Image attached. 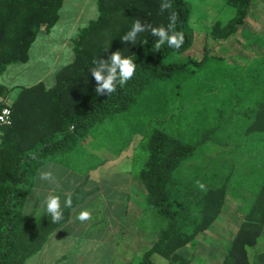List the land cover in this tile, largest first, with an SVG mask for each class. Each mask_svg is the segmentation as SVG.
<instances>
[{
  "label": "trees",
  "instance_id": "1",
  "mask_svg": "<svg viewBox=\"0 0 264 264\" xmlns=\"http://www.w3.org/2000/svg\"><path fill=\"white\" fill-rule=\"evenodd\" d=\"M65 1L0 0V76L9 66L29 60L39 32L56 25ZM163 2L98 0V16L78 33L73 44L75 59L57 73L56 84L50 88L44 82L23 86L11 104H6L8 96L3 98L0 111L3 105H8L12 123L0 125V264H26L43 248L50 234L70 220L81 200V187H78L71 195L72 207L63 208L64 215L58 223H52L47 213L37 218L27 215V197L43 165L75 150L96 127L107 128L112 122H119L120 116L134 107H141L144 112L154 110V104L155 111L159 110V116L165 113L163 121L169 124L166 115L172 113L171 104L186 88L185 84L172 83L174 76L202 65L210 55L207 46L200 60L186 54L195 41L190 24L191 8L186 0H168L172 8L161 12ZM226 2L232 8V16L215 21L210 31L217 45L242 42L235 35L241 30L244 34L248 32L242 27L258 0ZM172 12L178 15L176 31L185 36L178 50L167 44L157 50L156 37L147 31L137 36L135 44L122 42L121 38L136 20L153 27H167ZM249 36L253 42L237 54L240 57L247 54L248 58H241L251 66L250 77L259 86L257 105L251 108L252 120L247 131L264 133V54L256 51L255 46L264 49V44L258 43L256 34ZM258 39L264 41V35ZM118 50L136 63V75L124 88L117 85L115 93L98 95L90 69L95 67V60L107 59ZM5 91L6 87L0 83V97ZM185 98H180L182 103H186ZM173 131L154 127L143 132L140 144L147 151V160L139 178L147 191L149 205L164 218L165 225L140 261L125 264H154L155 255L164 257L168 264H192V259L181 249L195 243L202 233L213 235V227L226 205L230 176L225 182L208 186L203 184L205 177L189 182L177 180L175 172L194 158L196 145ZM197 182L205 185L204 189ZM249 187V195L242 200L250 204L243 211L237 231L225 238L214 234L216 239H224L225 255L220 264H264V244L251 258V249L264 237V170Z\"/></svg>",
  "mask_w": 264,
  "mask_h": 264
},
{
  "label": "rangeland",
  "instance_id": "2",
  "mask_svg": "<svg viewBox=\"0 0 264 264\" xmlns=\"http://www.w3.org/2000/svg\"><path fill=\"white\" fill-rule=\"evenodd\" d=\"M186 2L191 8L190 24L195 31L194 45L186 54L200 60L207 46L210 56L202 65L193 66L189 72L174 76L172 83L185 84L183 86L186 88L180 92V96L186 97V103H182L179 95L176 96V102L171 104V111H175L173 116L169 113L168 119L166 115L169 127L163 121L165 113L164 116H159V110L155 111L154 104V110L150 108L144 112H141V107H134L120 116L119 122H112L110 127L98 126L93 129L80 146L65 157L77 169L84 167L87 171L90 166L97 164L98 159L105 157L103 154H108L107 158L116 161V169L122 170L126 167L128 159H131L125 151L134 150V164L136 170L141 171L145 168L147 151L139 143L141 141L134 148L129 145L135 142L136 135L143 136L145 129L154 127L174 129V135L196 145L193 161H190V164L195 165V169L189 173L188 162L183 164L175 172L177 180L186 181L189 176H202L206 179L203 184L208 186L217 181L225 182L230 176L229 195L219 220L220 228L216 229L215 226L212 230L215 233L220 231L225 238L230 237L239 228V218L250 204L242 198L249 195V185L264 170V133L247 131L252 120L251 108L257 105L259 86L257 82L253 83L252 80L255 79L250 77L251 66L242 59L248 58L247 54L243 53L242 58L237 55L247 43L253 42L250 33L256 34L260 45L264 44L263 40L258 39L261 34L264 35V0L253 4L242 27L250 33L244 34L241 30L235 35L237 40L242 42L218 45L210 31L215 21L226 20L232 16L231 6L226 0ZM97 16L95 8L94 12L89 8L84 17L86 24ZM255 46L258 47L255 48L256 51L264 54L263 48L258 44ZM258 66L259 62L255 64L254 69ZM53 80V77H49L48 84H53ZM117 127H121V130H116ZM111 140L115 144V147H112L114 150L111 149ZM87 159H90L87 163L83 162ZM222 242L224 243V239L218 242L214 234H202L195 243L181 249V252L192 259V264H220L225 255ZM263 244L262 236L258 245L251 249L252 260L256 249ZM159 257V261L164 259L162 264H168L165 258Z\"/></svg>",
  "mask_w": 264,
  "mask_h": 264
},
{
  "label": "crops",
  "instance_id": "3",
  "mask_svg": "<svg viewBox=\"0 0 264 264\" xmlns=\"http://www.w3.org/2000/svg\"><path fill=\"white\" fill-rule=\"evenodd\" d=\"M97 1H65L62 18L52 31L43 28L39 32L31 46L29 61L9 66L0 76V83L7 90L4 93L8 96L6 104L14 101L23 86L44 82L50 88L56 84L57 73L75 59L74 40L88 24L84 19L85 13L89 8L93 12L95 8L98 13ZM49 77H53V84H48ZM142 138V135H136L135 142L129 145L134 148ZM112 147L115 144L111 140V149L114 150ZM133 153L134 150L125 151L131 159L122 170L116 169V161L107 158L108 154H103L105 157L98 159L97 164L87 171L84 167H74L65 156L53 159L39 169L25 204L27 215L37 218L47 213L44 201L48 195L60 196L63 206L65 198L81 187V200L73 209L70 220L51 233L43 248L26 264H125L142 259L144 252L157 241L165 220L148 203ZM188 169L189 173L195 169L190 161ZM43 173H51V176L42 179ZM197 178L203 177L189 176L186 181ZM84 210L91 213V218L80 221L78 215ZM221 217L222 213L219 220ZM219 220L214 225L216 229L220 228ZM217 232L213 233L221 235L220 231ZM159 256H154V264L164 262V259L159 261Z\"/></svg>",
  "mask_w": 264,
  "mask_h": 264
},
{
  "label": "clouds",
  "instance_id": "4",
  "mask_svg": "<svg viewBox=\"0 0 264 264\" xmlns=\"http://www.w3.org/2000/svg\"><path fill=\"white\" fill-rule=\"evenodd\" d=\"M170 8H172V4L168 2V0H164L160 5L161 12ZM168 20L169 23L167 24V27L163 25L153 27L151 24H144L141 23L140 20H136L131 29L121 38L122 42L135 44L137 36L140 33L147 31L150 32L152 36L156 37L155 48L157 50H159L164 44H167L170 48L178 50L185 41L184 33L176 31L178 15L175 12H172L168 17ZM94 64L95 67L90 69V73L96 82L95 92L101 96L115 93L117 91V85H119L120 88H124L136 75V63L131 57L123 56L119 50L111 53L107 59L101 58L95 60ZM2 119L3 117H0V120ZM50 176L51 173H43L41 178L47 179ZM197 184L201 189H204L205 186L202 183L197 182ZM44 204L46 206L47 214L51 217V222L58 223L63 218V208L72 207V198L71 195H68L62 206L60 196L48 195ZM90 218L91 213L87 210L81 211L78 215L80 221H87Z\"/></svg>",
  "mask_w": 264,
  "mask_h": 264
},
{
  "label": "built area",
  "instance_id": "5",
  "mask_svg": "<svg viewBox=\"0 0 264 264\" xmlns=\"http://www.w3.org/2000/svg\"><path fill=\"white\" fill-rule=\"evenodd\" d=\"M2 103H3V98L0 97V104ZM0 117H3V119L0 120V125L1 124L10 125L12 123V110L8 105L2 106L1 111H0Z\"/></svg>",
  "mask_w": 264,
  "mask_h": 264
},
{
  "label": "water",
  "instance_id": "6",
  "mask_svg": "<svg viewBox=\"0 0 264 264\" xmlns=\"http://www.w3.org/2000/svg\"><path fill=\"white\" fill-rule=\"evenodd\" d=\"M7 93V90L5 91V94ZM5 98V95L3 96Z\"/></svg>",
  "mask_w": 264,
  "mask_h": 264
}]
</instances>
